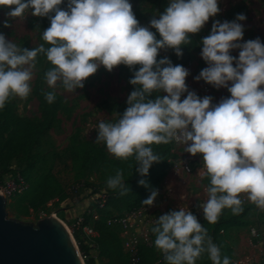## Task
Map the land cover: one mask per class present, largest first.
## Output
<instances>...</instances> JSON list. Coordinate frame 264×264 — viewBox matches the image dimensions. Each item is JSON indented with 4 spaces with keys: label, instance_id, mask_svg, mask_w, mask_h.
Returning <instances> with one entry per match:
<instances>
[{
    "label": "clouds",
    "instance_id": "9594fccd",
    "mask_svg": "<svg viewBox=\"0 0 264 264\" xmlns=\"http://www.w3.org/2000/svg\"><path fill=\"white\" fill-rule=\"evenodd\" d=\"M64 3L0 0V6H9V17H23L31 9L32 15L50 18L42 33L48 47L21 48L0 32V109L14 95L29 96L39 54L53 65L45 73L52 89L45 93L49 103L56 98L58 82L73 91L83 88L101 65L109 71L120 64L133 69L140 65L129 81L136 87L128 96V107L117 121L99 122L96 142H103L118 158L134 155L141 177L161 160L153 144L175 140L187 145L188 153L203 154L210 185L208 199L200 207L209 223L215 224L225 208L233 214L242 212L241 193L264 209V41L260 37L243 41L241 21L247 15L214 20L210 34L201 41L200 55L208 67L195 79L231 94L214 102L213 96L189 90V69L158 55L161 49L172 48L182 57V46L192 41L189 34L200 32L210 17L221 12L219 0H169L165 11L150 21L160 39L140 24L130 0H67L66 9L60 7ZM3 23L11 26L9 20ZM233 49L240 50L238 56ZM153 93L159 94L152 98ZM138 183L149 187L143 178ZM107 185L126 194L123 170L110 176ZM158 195L159 190L153 189L142 204L153 205ZM151 231L167 264H197L204 253L213 264H230L207 228L185 207L161 215Z\"/></svg>",
    "mask_w": 264,
    "mask_h": 264
},
{
    "label": "rangeland",
    "instance_id": "374dc122",
    "mask_svg": "<svg viewBox=\"0 0 264 264\" xmlns=\"http://www.w3.org/2000/svg\"><path fill=\"white\" fill-rule=\"evenodd\" d=\"M130 2L140 24L151 28V19L165 11L169 0H130ZM10 7H15V5ZM219 7L221 12L216 17H210L200 32L189 34L192 36L191 44L194 45V49L190 51L191 61L188 64L186 63L187 57L184 55L178 57L174 49L160 50V58L167 56L174 64H182L189 69L190 75L186 78V83L189 90H194L197 94L199 88L194 82V77L203 68L208 67L207 62L200 55L201 41L203 37L210 34L214 20L231 21L236 18L237 13H245L247 19L241 21L245 26L243 41L257 37L264 41V0H219ZM8 11L9 6H0V32L5 34L6 39L15 42L21 48L25 47L30 50L42 44V33L50 26L49 17L32 15V10L29 9L23 17L12 18L6 15ZM5 20L10 21V27L4 26ZM151 30L156 32L158 39L161 38L155 28ZM186 46L188 45L182 46L183 53ZM239 51V49H233L232 54L238 56ZM35 63L29 96L21 98L14 95L9 101L20 117L38 121L43 111L40 94L52 91L46 82L45 73L53 65L46 57L36 58ZM134 70H138V65L133 69L120 64L112 71L101 65L96 73L85 80L83 88L73 91L64 89L58 82L55 89L56 94L64 97L65 108L58 113L53 128L43 136L39 146L32 152L31 160L18 158L10 162V172L24 173L29 183V188L22 195L7 200V212L10 219L36 224L56 215L65 222L73 234L72 222L78 217H88L90 211L96 210L95 206L103 199L105 191L95 193L94 190L104 185L105 182L100 174L87 172L79 160L75 161V156L77 158L78 154H72L69 147L76 138L80 142L97 144L104 148L110 157L122 159L110 153L103 142H96L97 127L101 120L115 122L119 119L121 105L127 104L129 94L136 87L129 82L134 76ZM261 87L264 88V85ZM158 94L153 93L152 98ZM184 95L186 96L187 93ZM230 95L226 88L216 89L214 102H219ZM186 147L187 145L183 143L174 145L171 167L164 180L168 183L167 186L174 188V198L170 203L166 202V199H161L158 205L168 206L170 204L168 213L185 207L199 217L203 214L200 204L208 199L207 187L210 185V177L206 174L203 165V154L192 155L186 151ZM185 161H189L194 167L190 175L180 171V164ZM46 177L51 178L49 199L46 204L34 211L29 205V198L36 190L39 191ZM247 195V193L240 194L243 201L242 207L252 206L247 216L252 226L232 228L227 238L234 249L236 264H264V209L249 200ZM42 212L46 216L42 217ZM101 222H104V218ZM89 223H94V221L89 220ZM251 227L255 228V235L251 232Z\"/></svg>",
    "mask_w": 264,
    "mask_h": 264
},
{
    "label": "trees",
    "instance_id": "16d2710c",
    "mask_svg": "<svg viewBox=\"0 0 264 264\" xmlns=\"http://www.w3.org/2000/svg\"><path fill=\"white\" fill-rule=\"evenodd\" d=\"M62 8H67V0L60 5ZM191 40H192V36ZM42 44L45 47L49 45L42 38ZM194 49V45L186 46L183 55L187 57L186 63L189 59L190 51ZM46 55L39 54L37 59H43ZM161 54L159 52L158 59ZM140 65H138V68ZM42 102V117L38 121H33L20 117L13 104L8 101L3 109H0V176L10 173V162L12 160L22 158L29 161L32 159V152L39 146L41 139L54 126L58 113L65 108V99L61 95L56 94V98L52 103H49L45 97V93L40 94ZM128 107L127 104H122L120 107L121 115ZM174 140L169 143L153 144L151 147L154 152L161 158L159 162H154L149 169V174L141 177L136 171L138 162L135 156H129L124 159H116L110 157L104 148L97 144L89 142H80L76 138L72 141L69 150L75 156V161H80L87 172H95L100 174L104 185L99 186L95 193L104 190L106 202L104 208L100 209L97 206L96 211L99 216L94 219L93 215L89 214L85 217V225H92L98 232L97 237L92 241L99 252L102 259V264H130L129 256L124 252L121 240L117 233L111 230L106 220L114 214H123L134 209L144 207L142 201L147 199L153 189H157L165 180L172 163L174 156ZM33 164L31 165V168ZM117 170H123L124 182L128 188L126 194L121 195L119 189L109 188L107 179L114 176ZM22 173V172H21ZM22 175L27 180L24 173ZM148 181L149 187L142 186L138 183L140 179ZM50 177H46L45 183L40 186L39 191L29 198V205L37 211L41 206L47 203L49 196L48 192L51 190L49 186ZM28 182V180H27ZM29 184V183H28ZM252 206H243V211L239 214H233L232 210L225 208L218 221L215 224L209 223L203 216L201 224L207 228L208 234L211 236L213 242L217 244L221 250V257L228 256L230 264L234 262V251L232 244L228 241V233L232 228H241L252 226L247 219V216ZM104 218V222L101 219ZM93 220L94 223H89ZM73 235L79 245V248L84 256H88L91 248L83 242V234L80 230H75ZM155 234L153 245L151 247L143 246L140 248L141 264H167L164 259L163 252L158 249L155 244ZM86 264H95V260L90 258ZM197 264H213L207 253L197 260Z\"/></svg>",
    "mask_w": 264,
    "mask_h": 264
},
{
    "label": "built area",
    "instance_id": "2783aa9c",
    "mask_svg": "<svg viewBox=\"0 0 264 264\" xmlns=\"http://www.w3.org/2000/svg\"><path fill=\"white\" fill-rule=\"evenodd\" d=\"M199 75V73L197 74ZM196 75V76H197ZM195 76V77H196ZM194 77V82L199 88L198 95L203 97L205 95L215 96L216 87L205 82L204 80L197 81ZM215 101V97H214ZM175 145H180L174 140ZM194 167L189 161L182 162L180 164V171L184 174H191ZM167 182H163L157 189L159 195L155 202L151 206H144L134 209L123 214H114L107 218L106 223L108 227L118 234L124 252L129 256L130 264H141L140 248L143 246L151 247L153 245L154 233L151 231L155 226L156 219L161 215L168 213L167 205H158L161 199H166L168 203L174 198V188L167 186ZM29 188V184L20 171L11 173L9 179L4 178V175L0 176V193L6 200L22 195ZM106 202V196L96 204L100 209L104 208ZM94 219H98L97 211H90ZM41 216H46L42 212ZM204 214L198 217L200 222L203 219ZM72 231L80 230L83 234V242L87 244L91 250L88 256H83V260L86 261L90 258L95 260V264H102V259L96 249L93 239L97 237L98 232L92 225H85V218L78 217L71 224ZM251 232L255 235V228L251 227ZM159 264V263H156Z\"/></svg>",
    "mask_w": 264,
    "mask_h": 264
},
{
    "label": "water",
    "instance_id": "95a60500",
    "mask_svg": "<svg viewBox=\"0 0 264 264\" xmlns=\"http://www.w3.org/2000/svg\"><path fill=\"white\" fill-rule=\"evenodd\" d=\"M0 264H81L64 229L45 218L25 223L8 217L0 193Z\"/></svg>",
    "mask_w": 264,
    "mask_h": 264
},
{
    "label": "bare ground",
    "instance_id": "6f19581e",
    "mask_svg": "<svg viewBox=\"0 0 264 264\" xmlns=\"http://www.w3.org/2000/svg\"><path fill=\"white\" fill-rule=\"evenodd\" d=\"M49 219L55 221L56 223H58L65 231L66 235L68 236L73 248L75 249V251L77 252L79 259L81 261V264H85L82 255L80 254V250L78 247V243L74 237V235L71 233V230H69L68 226L65 224L64 221H62L61 219H59L56 215H52V217H49Z\"/></svg>",
    "mask_w": 264,
    "mask_h": 264
},
{
    "label": "crops",
    "instance_id": "0c3cea01",
    "mask_svg": "<svg viewBox=\"0 0 264 264\" xmlns=\"http://www.w3.org/2000/svg\"><path fill=\"white\" fill-rule=\"evenodd\" d=\"M11 173H12V172L5 174V175H4V178L9 179L10 176H11ZM165 182H166V181H165ZM233 251H234V249H233ZM235 264H236V263H235Z\"/></svg>",
    "mask_w": 264,
    "mask_h": 264
}]
</instances>
